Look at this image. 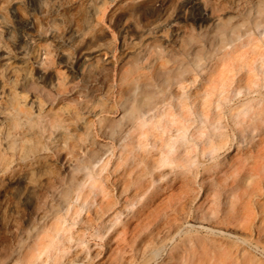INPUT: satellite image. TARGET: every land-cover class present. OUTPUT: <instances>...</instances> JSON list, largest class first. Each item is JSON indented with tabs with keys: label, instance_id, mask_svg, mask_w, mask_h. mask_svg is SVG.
Here are the masks:
<instances>
[{
	"label": "rangeland",
	"instance_id": "obj_1",
	"mask_svg": "<svg viewBox=\"0 0 264 264\" xmlns=\"http://www.w3.org/2000/svg\"><path fill=\"white\" fill-rule=\"evenodd\" d=\"M0 264H264V0H0Z\"/></svg>",
	"mask_w": 264,
	"mask_h": 264
}]
</instances>
